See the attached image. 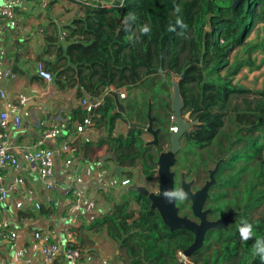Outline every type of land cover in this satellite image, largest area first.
Instances as JSON below:
<instances>
[{"label":"trees","instance_id":"1","mask_svg":"<svg viewBox=\"0 0 264 264\" xmlns=\"http://www.w3.org/2000/svg\"><path fill=\"white\" fill-rule=\"evenodd\" d=\"M111 4L80 2L82 15L66 27L63 39L57 36L48 44L45 54H54V60L40 63L52 73L59 90H76L81 98L84 92L99 98L111 87L134 92L160 85L150 100L144 99L143 110L147 113L151 102L152 115L156 109L157 118L161 114L164 118L156 126L168 131L170 78L184 76L179 85L185 111L198 124L185 135L176 167L186 171L189 181H206L209 170L220 162L206 205L212 210L208 218L238 213L227 228L209 231L205 245L189 258L193 264H264L251 250L255 239H264V89L233 85L242 68H258L250 56L262 47L248 38L257 24L264 26V0H113ZM145 27L148 33L142 31ZM241 48L247 57L232 60ZM161 71L166 72V81ZM133 104L129 100L125 107L133 111ZM136 115L118 113L115 99L106 95L92 120L107 132L104 142L117 166L139 165L150 182L161 148L148 146L139 127L113 136L118 118L132 121ZM85 116L81 110L79 120ZM138 122L147 124V115ZM125 174L136 182L135 174ZM187 204H178L181 213ZM150 206L145 195L128 192L94 221L92 229L106 231L125 264H182L178 252L192 245L194 235L185 229L171 231ZM188 207L190 213L182 215L192 217ZM244 223L253 225V239L246 243L239 237Z\"/></svg>","mask_w":264,"mask_h":264},{"label":"crops","instance_id":"2","mask_svg":"<svg viewBox=\"0 0 264 264\" xmlns=\"http://www.w3.org/2000/svg\"><path fill=\"white\" fill-rule=\"evenodd\" d=\"M80 2L23 0L9 5L0 0V89L5 93V97L0 98V137L7 132L14 153H18V147L22 145L57 150L64 143L69 144L72 161L69 164L66 162L69 158L67 154L56 156L55 174L63 186L75 184L79 189L76 196L61 194L50 203L43 183L21 161L19 167L6 177L8 197H0V226L17 235L14 241L0 243V264H44L41 248L33 238L34 232L49 233L55 242L64 243L65 228H71L76 233L74 243L81 249L85 264H125L117 245L109 239L105 230L92 229L93 223L110 212L120 196L124 195L127 187L121 182L127 178L126 172L135 174L134 179L140 181L138 185L149 189V185L158 180L156 174L152 181H147L139 165L134 168L117 166L114 154L104 142L107 132L94 122L88 133H77L81 110L85 112L82 101L87 99L93 103L95 100L97 108L109 91L117 93L114 87L99 98H92L87 92L90 99L85 94V98H81L76 90H59L54 76L49 83L38 74V64L42 59L53 61L55 58L54 54H45L48 44L53 43L57 36L61 40L62 33L67 32L66 27L82 15ZM15 65L18 70L13 72ZM6 71L15 73L17 78L6 77ZM122 90L127 94V98L122 100L125 106L130 95L126 89ZM134 100L133 111L125 108L127 115L135 112L138 117L136 115L132 121L126 117V120L118 118L113 136L128 134L131 123H140L138 118L147 115L143 110L144 99L139 97ZM2 112L19 115L22 126L15 128L12 123L5 124L1 119ZM155 113L156 109L153 116L157 118ZM163 119L161 114L154 124L156 128H159L157 122ZM61 121L66 122V128L71 125L70 131L65 134V128L56 140H43L45 126L41 123L52 126ZM143 138L146 142L153 139L146 132ZM133 208L138 206L135 204Z\"/></svg>","mask_w":264,"mask_h":264},{"label":"water","instance_id":"3","mask_svg":"<svg viewBox=\"0 0 264 264\" xmlns=\"http://www.w3.org/2000/svg\"><path fill=\"white\" fill-rule=\"evenodd\" d=\"M89 1V0H80ZM102 5H110L108 2L96 0ZM18 70L15 65L13 72ZM162 72V71H161ZM15 74V73H13ZM163 81H166V77L163 76ZM184 79V76L173 75L170 78L171 83V99H172V114L176 118L174 124L177 127V132L172 133L168 131V128L161 126L155 127V122L158 121L156 117L152 115V103L149 102L147 111V124L131 123V127H139L144 132L152 136V140L147 142L148 146H154L161 148V152L157 157V167L155 172L158 177V190L151 191L148 187L138 185L137 182L128 186L123 194L128 192H136L141 195H145L151 201L150 208L156 210L161 216L164 224L169 227L171 231L178 229H185L190 231L194 235V242L183 253L186 257H190L195 251L199 250L206 243V235L211 230H218L221 228H227L228 224L234 222V218L238 215L237 212L229 213L224 217L217 220H210L208 215L212 212L210 208H205L208 200L211 198L210 188L215 184L214 174L216 173L219 163L214 169L209 170V179L204 182V185L198 190L194 191L195 179L187 181L186 174L181 172L179 189L182 188L188 193V198L183 202L188 203L191 209L192 217L189 215H182L179 202L169 204L167 201L159 197V192L164 189L176 188L177 186V173L174 171L178 164L179 157L184 149V137L187 133L192 131L193 126L198 122L191 118V113L185 111V102L181 95L180 81ZM85 96L90 99L86 92ZM117 104V112L127 116V111L122 101L119 99V94L114 91H109ZM93 104H97V101H93ZM71 125H68L64 133L70 131ZM185 174V175H184Z\"/></svg>","mask_w":264,"mask_h":264},{"label":"built area","instance_id":"4","mask_svg":"<svg viewBox=\"0 0 264 264\" xmlns=\"http://www.w3.org/2000/svg\"><path fill=\"white\" fill-rule=\"evenodd\" d=\"M9 5H16L21 3L23 0H4ZM110 7L112 4L109 5ZM66 35L62 33V38ZM38 74L40 77L48 81H53V75L47 71L42 63L38 64ZM6 77L11 76L17 78L16 74H11L10 71L4 72ZM162 76L166 75V72H161ZM175 75V74H173ZM119 98L125 100L127 94L124 90H117ZM5 93L0 89V98H4ZM83 108L86 112V116L83 121L77 125V133L84 135L91 130L93 121L91 113L94 112L97 104H93L90 100L84 99L82 101ZM1 119L5 124L12 123L15 128L22 126V119L19 115L8 114L2 112ZM175 117L172 114L170 116L169 131L172 133L177 132V127L174 124ZM44 125L42 130L43 140H56L61 137L64 129L66 128V122L61 121L52 126L45 125V122L41 123ZM67 154V163H71L73 158L72 150L70 145L64 143L57 150L52 148H40L37 145H22L18 147V153H14L10 146L9 135L4 132L0 137V197L6 199L9 195L6 189V177L9 173L19 167L20 162H24L29 168L30 172L41 181L45 187L50 203L55 201L58 195L63 194L66 197L76 196L79 192L78 186L70 184L63 186L55 174V158ZM127 181V183H126ZM20 182H23L20 180ZM122 186L128 187L132 184L130 179H123L121 182ZM39 209V205H37ZM65 241L64 243L55 242L52 235L49 233L36 231L33 234L34 241L40 246L42 252V261L44 264H85L84 255L78 247L75 246L74 240L76 233L71 228H65ZM17 235L14 232H8L3 226H0V243L14 241ZM179 261L182 264H193L189 257H186L182 251L178 252ZM4 264V263H2Z\"/></svg>","mask_w":264,"mask_h":264},{"label":"rangeland","instance_id":"5","mask_svg":"<svg viewBox=\"0 0 264 264\" xmlns=\"http://www.w3.org/2000/svg\"><path fill=\"white\" fill-rule=\"evenodd\" d=\"M248 41L252 45H261L262 47L260 50H257L256 52L252 54V56H250V59L251 61H253L255 67L257 66L258 68H254V69H250L248 67L242 68L240 73L234 78L233 85L235 87H242V88L249 89V90H261V89H264V26L262 24H257L255 26L253 33L248 38ZM235 56H238L240 58H246L247 55H246L245 49L241 48V49L236 50L232 55V60H234ZM160 88L161 86L159 85V86H156L154 89L153 88L151 89L149 87L146 89L140 88L139 90L136 91L137 93L130 91L129 100L135 101L134 99L139 98V97L142 99L149 98L150 100V97L153 96L154 92L155 93L159 92ZM128 102L129 101H127V103ZM148 106H149V102H148ZM174 171H176L177 173V182L179 184L180 179H181L180 178L181 172H184L185 174L187 173L186 171H181V169H179L178 167L174 168ZM186 178H187L186 180L189 181V178L187 176ZM135 181L140 182L138 179H135ZM204 182H205L204 180L195 181L193 190L195 191L201 188L204 185ZM149 186L151 188L150 190L157 191L158 190V180L155 182L154 185H149ZM132 205L135 206V203H132ZM187 212L190 213L188 204L186 206V209L182 211V214L184 213L187 214Z\"/></svg>","mask_w":264,"mask_h":264},{"label":"clouds","instance_id":"6","mask_svg":"<svg viewBox=\"0 0 264 264\" xmlns=\"http://www.w3.org/2000/svg\"><path fill=\"white\" fill-rule=\"evenodd\" d=\"M142 31L144 33H148L149 29L145 27ZM159 197L167 201V203L172 204L186 200L188 198V193L182 188H171L160 191ZM239 237L244 243L253 239V225L244 223L239 228ZM251 250L253 255L258 256L262 261H264V239H255L251 246Z\"/></svg>","mask_w":264,"mask_h":264},{"label":"flooded vegetation","instance_id":"7","mask_svg":"<svg viewBox=\"0 0 264 264\" xmlns=\"http://www.w3.org/2000/svg\"><path fill=\"white\" fill-rule=\"evenodd\" d=\"M176 188L179 189V184H178V182H177V186H176ZM195 191H196V190H195ZM205 208H206V207H205Z\"/></svg>","mask_w":264,"mask_h":264}]
</instances>
